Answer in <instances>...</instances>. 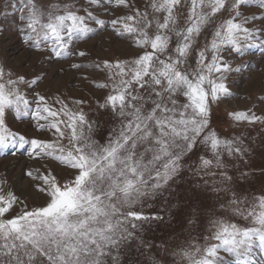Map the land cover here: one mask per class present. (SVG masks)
Returning <instances> with one entry per match:
<instances>
[{"label": "snow or ice", "instance_id": "obj_1", "mask_svg": "<svg viewBox=\"0 0 264 264\" xmlns=\"http://www.w3.org/2000/svg\"><path fill=\"white\" fill-rule=\"evenodd\" d=\"M12 7L30 52L79 57L72 69L92 67L105 82L91 85L102 95L49 97L38 90L44 75L0 59V153L45 162L26 173L41 205L5 192L0 178V264H264V164L250 170L264 161V139L222 138L210 126L212 105L234 95L237 60L264 52V0H190L187 11L185 0ZM108 25L136 56L83 63L78 42ZM231 118L254 127L264 111ZM17 122L50 135L29 137Z\"/></svg>", "mask_w": 264, "mask_h": 264}, {"label": "rangeland", "instance_id": "obj_2", "mask_svg": "<svg viewBox=\"0 0 264 264\" xmlns=\"http://www.w3.org/2000/svg\"><path fill=\"white\" fill-rule=\"evenodd\" d=\"M8 3V8L4 5ZM15 0H0V59H7L8 63L21 73L34 74L39 72L44 75L40 84L39 91L52 95H63L68 98H77L82 94L91 97L92 95H102L97 90L95 93L91 90L94 83L105 82L104 74L92 67H84L80 70H74L70 67L74 61H80L79 57L72 56L68 59L55 60L48 55H38L30 52L17 39L14 30V21L18 12L12 7ZM72 2L77 5L83 4L84 0H43V3L51 6L52 4H61ZM131 2V0H130ZM137 3L143 10L147 0H137ZM186 11L190 5V0H185ZM256 9L253 7L252 11ZM123 11V10H121ZM7 12V15L4 13ZM116 15L121 14L116 12ZM100 18L108 19L107 15H101ZM94 26V25H93ZM210 39V38H209ZM78 49L86 50L88 55L83 59L85 64H94L107 60L115 62L117 59H132L137 54V49L126 39L120 38L112 32L110 25L103 30L98 31L86 42H78ZM237 64H243V70L239 74H233L230 77V87L234 95L218 104L212 105L210 115V126L222 138H230L240 132H245L260 139H264V124H257L254 127L244 124L237 125L231 118V113L236 110H251L257 115L264 111V52L253 50L242 59L237 60ZM46 73V75H45ZM13 127L19 128L22 132L27 131L29 137H39L48 134H42L38 130L29 128L27 124L14 123ZM45 162L29 158L26 151L21 153L3 154L0 153V178L7 177V184L4 191H13L22 201H26L31 206H38L44 203L45 197L38 193L33 181L27 172L35 174L37 171L43 172L41 165ZM264 164L259 156L254 157L250 162V170L259 173L261 165ZM66 174L61 173L60 178L64 179ZM256 188L260 187V179L254 178ZM19 207L14 209L12 216L21 211Z\"/></svg>", "mask_w": 264, "mask_h": 264}]
</instances>
